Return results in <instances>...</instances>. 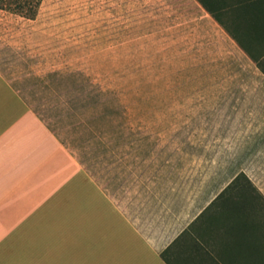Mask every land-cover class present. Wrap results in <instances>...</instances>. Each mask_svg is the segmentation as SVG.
Instances as JSON below:
<instances>
[{
	"label": "rangeland",
	"instance_id": "rangeland-1",
	"mask_svg": "<svg viewBox=\"0 0 264 264\" xmlns=\"http://www.w3.org/2000/svg\"><path fill=\"white\" fill-rule=\"evenodd\" d=\"M0 74L100 184L134 155L144 167L173 155L213 191L262 163L264 76L195 0H42L32 20L0 10ZM123 105L132 120L115 115L92 139L87 120Z\"/></svg>",
	"mask_w": 264,
	"mask_h": 264
},
{
	"label": "crops",
	"instance_id": "crops-1",
	"mask_svg": "<svg viewBox=\"0 0 264 264\" xmlns=\"http://www.w3.org/2000/svg\"><path fill=\"white\" fill-rule=\"evenodd\" d=\"M168 156L100 184L0 74V264H264V153L225 192Z\"/></svg>",
	"mask_w": 264,
	"mask_h": 264
},
{
	"label": "trees",
	"instance_id": "trees-1",
	"mask_svg": "<svg viewBox=\"0 0 264 264\" xmlns=\"http://www.w3.org/2000/svg\"><path fill=\"white\" fill-rule=\"evenodd\" d=\"M202 9L226 32L236 45L255 64L259 72L264 76V0H195ZM42 0H0V10L23 17L34 19L39 11ZM226 14V15H223ZM97 105V103H96ZM118 108H107L104 112L93 115L88 119V128L92 139L101 138L107 132H112L114 125L113 116L119 115L122 121L132 120L129 116L133 111L131 106H120ZM82 121V120H81ZM77 123V128L83 123ZM107 121L111 126L102 129L99 122ZM246 176L239 173L229 183L228 187L239 185L245 186ZM245 198V189L239 191ZM242 206H245V199Z\"/></svg>",
	"mask_w": 264,
	"mask_h": 264
}]
</instances>
